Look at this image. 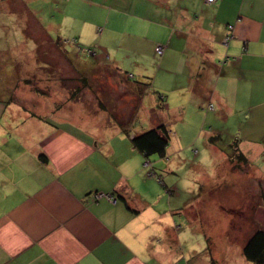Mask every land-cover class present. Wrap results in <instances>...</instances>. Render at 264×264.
I'll list each match as a JSON object with an SVG mask.
<instances>
[{"label":"crops","instance_id":"1","mask_svg":"<svg viewBox=\"0 0 264 264\" xmlns=\"http://www.w3.org/2000/svg\"><path fill=\"white\" fill-rule=\"evenodd\" d=\"M123 2L142 25L96 8L93 34L112 43L143 26L153 53L163 47L157 67L176 68L163 78L185 84L153 85L160 102L114 49L88 68L60 56V68L23 75L0 65V264H196V234L212 245L206 206L227 205V172L264 229V0ZM159 125L165 157H145L132 137ZM229 153L246 162L229 165Z\"/></svg>","mask_w":264,"mask_h":264},{"label":"rangeland","instance_id":"2","mask_svg":"<svg viewBox=\"0 0 264 264\" xmlns=\"http://www.w3.org/2000/svg\"><path fill=\"white\" fill-rule=\"evenodd\" d=\"M14 3L18 10L10 13L3 10L2 7L5 5L0 1L1 67L6 65L8 67L6 69L10 70L16 68L22 75L27 71L58 69L61 64L58 61H50V58L56 60L60 56L64 61L67 59V63L63 65V68L66 67L70 70L72 69L71 66H81L82 64H86L83 67L88 68L89 64L92 63V59H97L99 55L105 52L112 57V50L114 49L116 57L125 60V64L129 67L127 71L134 75L135 81L145 84L147 87L150 85L151 88L148 92L151 95H156L158 91L157 88L152 90V87L154 89L157 84L163 85V81L169 80L170 86L177 83L182 86L185 84L186 80L174 81L175 83H173L171 78H163V75L169 73L174 75L173 72L176 68L164 66L159 69L157 67L161 57L156 53L154 54L150 48L152 47L151 41H154V39L148 36L143 38V31L141 30L143 26H139L135 32H131L136 35L135 37L131 35L129 38L123 39L114 34V42L112 43L100 42L93 34L95 26L92 27V25L96 21L91 15L93 12H89L96 8H99L100 12H111L112 15L129 13L130 18L135 17V20L142 25V19L140 20L138 16L140 15L138 13L142 10L136 12L131 10L130 14L128 6L123 0H15ZM113 7L122 8L125 12ZM148 19L150 21V16ZM27 29H30L33 36L29 39H26L22 34ZM44 34L47 37L43 39ZM47 38H50V40ZM51 41L54 43L51 44ZM106 66L115 67L113 58L106 63ZM90 68H92V65H90ZM141 71L144 73L143 78L138 75ZM48 73L46 72V74ZM197 147L195 149L201 151V147ZM202 156L203 154L200 153V156L196 159L202 158ZM210 159L208 163L212 164V158ZM226 159L229 165L234 164L228 158ZM219 161L221 162L220 158ZM218 166L223 167L226 165L218 164ZM226 170L225 168L221 169L219 174L223 172L225 174ZM180 174L181 176L184 175L182 172ZM219 174L218 176H220ZM227 176L229 183L225 187L223 186L222 189V197L224 192L226 193L227 205L221 204V208H219L217 203H211L206 206L210 226L206 224L205 230L210 231L211 247H208L203 234L201 235L204 241L201 239V235L196 234V264H212L214 263L210 260L212 257L218 258L215 260V264H251L244 258L242 246L252 234L251 232L256 230L257 224H260L252 216L254 205H242L238 202L240 199L237 194L238 190L240 191L238 174L227 172ZM210 178L214 181L218 180L217 174L214 172L210 175ZM244 191H246V188ZM207 256L210 257L209 260H205ZM181 264L183 263L181 262Z\"/></svg>","mask_w":264,"mask_h":264},{"label":"trees","instance_id":"3","mask_svg":"<svg viewBox=\"0 0 264 264\" xmlns=\"http://www.w3.org/2000/svg\"><path fill=\"white\" fill-rule=\"evenodd\" d=\"M148 86L149 87L146 85V87L150 89V85ZM156 95L159 98V101L162 102L163 98L160 92L157 91ZM169 139L170 135L166 126L159 125L132 137V143L135 149L141 152L145 157H150L153 155L165 157ZM218 139L219 136L217 135L211 137L209 141L211 143H216L215 141H218ZM229 161L234 163L233 165L237 166L241 161L246 162V159L242 155L237 157L230 154ZM242 254L246 261L251 264H264L263 228H258L252 232L242 247Z\"/></svg>","mask_w":264,"mask_h":264},{"label":"built area","instance_id":"4","mask_svg":"<svg viewBox=\"0 0 264 264\" xmlns=\"http://www.w3.org/2000/svg\"><path fill=\"white\" fill-rule=\"evenodd\" d=\"M208 3H212V2H214V0H206ZM155 53L158 55V56H161L162 55V53H163V47L162 46H157L156 48H155ZM98 196H100V195H98ZM97 196V197H98Z\"/></svg>","mask_w":264,"mask_h":264}]
</instances>
